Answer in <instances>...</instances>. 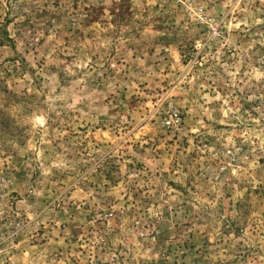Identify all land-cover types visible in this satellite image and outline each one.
Here are the masks:
<instances>
[{
    "label": "rangeland",
    "instance_id": "rangeland-1",
    "mask_svg": "<svg viewBox=\"0 0 264 264\" xmlns=\"http://www.w3.org/2000/svg\"><path fill=\"white\" fill-rule=\"evenodd\" d=\"M0 264H264V0H0Z\"/></svg>",
    "mask_w": 264,
    "mask_h": 264
},
{
    "label": "built area",
    "instance_id": "built-area-1",
    "mask_svg": "<svg viewBox=\"0 0 264 264\" xmlns=\"http://www.w3.org/2000/svg\"><path fill=\"white\" fill-rule=\"evenodd\" d=\"M173 124H174V121H173V120L168 122V125H169L170 127H172Z\"/></svg>",
    "mask_w": 264,
    "mask_h": 264
},
{
    "label": "trees",
    "instance_id": "trees-1",
    "mask_svg": "<svg viewBox=\"0 0 264 264\" xmlns=\"http://www.w3.org/2000/svg\"><path fill=\"white\" fill-rule=\"evenodd\" d=\"M8 40H11V39H8Z\"/></svg>",
    "mask_w": 264,
    "mask_h": 264
}]
</instances>
